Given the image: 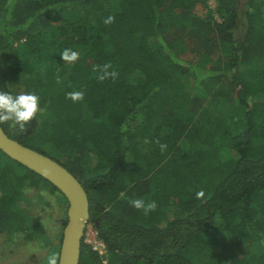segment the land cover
I'll use <instances>...</instances> for the list:
<instances>
[{"label":"trees","instance_id":"obj_1","mask_svg":"<svg viewBox=\"0 0 264 264\" xmlns=\"http://www.w3.org/2000/svg\"><path fill=\"white\" fill-rule=\"evenodd\" d=\"M216 4L0 0V90L42 109L24 132L0 126L86 189L107 254L83 240L80 264H264V0ZM106 63L115 81L97 79ZM32 190L67 202L0 151V234L44 229L22 206Z\"/></svg>","mask_w":264,"mask_h":264},{"label":"water","instance_id":"obj_2","mask_svg":"<svg viewBox=\"0 0 264 264\" xmlns=\"http://www.w3.org/2000/svg\"><path fill=\"white\" fill-rule=\"evenodd\" d=\"M0 151L47 180L67 199L68 222L63 231L60 264H80L82 242L90 221V201L82 183L57 161L10 138L1 126Z\"/></svg>","mask_w":264,"mask_h":264},{"label":"rangeland","instance_id":"obj_3","mask_svg":"<svg viewBox=\"0 0 264 264\" xmlns=\"http://www.w3.org/2000/svg\"><path fill=\"white\" fill-rule=\"evenodd\" d=\"M208 4L212 9L217 5L210 0ZM241 32L239 30V34ZM22 200L23 208L30 216L37 217L44 229L35 233L31 239L25 232L0 234V264H43L47 254L55 251L58 245L61 247L63 231L68 222V201L64 203L60 198L41 190L28 191ZM96 235L95 226L88 223L84 240L93 249L96 246Z\"/></svg>","mask_w":264,"mask_h":264},{"label":"clouds","instance_id":"obj_4","mask_svg":"<svg viewBox=\"0 0 264 264\" xmlns=\"http://www.w3.org/2000/svg\"><path fill=\"white\" fill-rule=\"evenodd\" d=\"M115 22V17L112 15L104 18L103 23L110 25ZM63 62L75 63L79 59V53L72 49H65L61 55ZM95 71L99 74L97 79L103 82L107 79L115 81L119 73L113 69L111 63L98 66ZM57 83H60L59 78ZM85 93L81 90H73L66 93V99L71 100L73 103L83 101ZM42 111L40 107V97L34 92H24L21 94L13 95L9 91L0 90V124L12 122L13 126H18L21 132L26 130L37 114ZM145 143H149L146 139ZM154 143L160 148L163 154L167 150V144L161 143L159 139ZM45 174H47L45 172ZM197 197H203V190L196 193ZM129 204L138 211H143L145 215L156 211L158 205L156 201H145L142 198H134L129 200ZM61 257L58 253H51L47 257V264H60Z\"/></svg>","mask_w":264,"mask_h":264},{"label":"built area","instance_id":"obj_5","mask_svg":"<svg viewBox=\"0 0 264 264\" xmlns=\"http://www.w3.org/2000/svg\"><path fill=\"white\" fill-rule=\"evenodd\" d=\"M212 2H216V0H210ZM97 237V241H96V246H95V250L99 251V253L101 255H106L107 254V250L105 248V245L103 242H101L99 239H98V235H96ZM100 248H102V250H99ZM104 264H107V261H104Z\"/></svg>","mask_w":264,"mask_h":264}]
</instances>
